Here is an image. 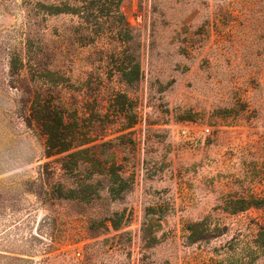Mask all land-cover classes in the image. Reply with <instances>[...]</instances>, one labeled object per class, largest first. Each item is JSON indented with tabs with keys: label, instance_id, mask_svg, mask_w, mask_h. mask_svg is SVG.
Instances as JSON below:
<instances>
[{
	"label": "rangeland",
	"instance_id": "rangeland-1",
	"mask_svg": "<svg viewBox=\"0 0 264 264\" xmlns=\"http://www.w3.org/2000/svg\"><path fill=\"white\" fill-rule=\"evenodd\" d=\"M116 3L0 0V264H264V0Z\"/></svg>",
	"mask_w": 264,
	"mask_h": 264
},
{
	"label": "trees",
	"instance_id": "trees-1",
	"mask_svg": "<svg viewBox=\"0 0 264 264\" xmlns=\"http://www.w3.org/2000/svg\"><path fill=\"white\" fill-rule=\"evenodd\" d=\"M122 0H117V4ZM51 10V7H45V10ZM46 11V12H47ZM44 14L48 15V13ZM53 57L52 50L46 48L42 51L41 59L45 62V68H40L42 74L50 73V64L48 63ZM43 65V64H42ZM63 104V103H62ZM63 106V105H62ZM32 119L30 124H35L37 130H40L42 135L45 137L44 151L46 156H53L69 150L75 149L82 146L83 144L76 139H72L71 136H68L66 133V123L63 109L56 108L55 105H46L43 108L37 109L32 108ZM106 143L100 145L104 147ZM91 150L85 149L82 152H90Z\"/></svg>",
	"mask_w": 264,
	"mask_h": 264
}]
</instances>
